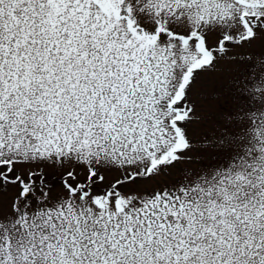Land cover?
Segmentation results:
<instances>
[{
	"label": "snow or ice",
	"instance_id": "obj_1",
	"mask_svg": "<svg viewBox=\"0 0 264 264\" xmlns=\"http://www.w3.org/2000/svg\"><path fill=\"white\" fill-rule=\"evenodd\" d=\"M0 264H264V0H0Z\"/></svg>",
	"mask_w": 264,
	"mask_h": 264
},
{
	"label": "rangeland",
	"instance_id": "obj_2",
	"mask_svg": "<svg viewBox=\"0 0 264 264\" xmlns=\"http://www.w3.org/2000/svg\"><path fill=\"white\" fill-rule=\"evenodd\" d=\"M238 74L236 64L221 62L212 73L202 74L194 90V99L201 119L190 126V139L193 143L189 153L191 161L178 164L173 170L179 175L181 168H192L210 163L216 159L217 151L211 145L223 132L231 127V116L236 103L234 79Z\"/></svg>",
	"mask_w": 264,
	"mask_h": 264
}]
</instances>
